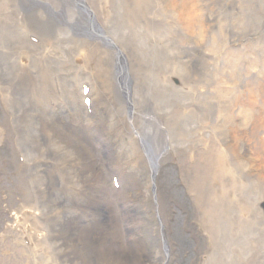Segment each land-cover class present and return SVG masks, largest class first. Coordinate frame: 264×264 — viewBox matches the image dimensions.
Returning <instances> with one entry per match:
<instances>
[{
    "label": "bare ground",
    "instance_id": "obj_1",
    "mask_svg": "<svg viewBox=\"0 0 264 264\" xmlns=\"http://www.w3.org/2000/svg\"><path fill=\"white\" fill-rule=\"evenodd\" d=\"M190 1L186 14L188 25L196 35L195 13H192ZM245 1L249 7L264 3V0ZM97 3L98 0L0 2V97L5 106L0 130L4 129L12 143L16 181L10 187L18 191L19 197L9 201L13 211H17L15 214L2 213L1 210L6 211L8 207L0 205L1 220L6 225L2 230L16 233L21 238V234L26 235L31 229L27 222H24L25 231L21 229V218H33L35 235L52 246L49 252H44L42 246L46 264H170V243L165 232L167 218L158 194V175L161 163L173 155L175 134L187 137L186 127L183 130L186 121L189 123V107L184 108L183 103L187 95L180 88L155 94L150 89L151 83L147 91H137V84L134 86L135 60L126 57L127 46L122 47L118 41L120 36L116 39L114 23L110 27V22L106 24L97 15ZM219 6L216 8L219 11L232 9L228 5ZM110 10L106 8V13H114ZM22 27L42 32L64 46L55 48L54 43L50 48L31 49L33 44L26 40L20 30ZM245 28L236 34L243 33L246 38L247 32L254 33L256 29L251 23ZM72 33L85 37V44H88L87 38L89 42L95 41L99 46L98 53L82 42L71 41ZM151 50L165 60L173 59L164 50ZM137 51L143 52L140 48ZM151 55V51L145 52L141 65L149 64ZM176 57L181 60L182 54ZM78 62L90 68V74L83 76L81 67H75ZM92 62L97 70L92 67ZM230 67L233 73L240 69L235 63ZM51 73L62 77L65 89L61 88L60 81L50 76ZM85 78H90L94 84L90 85V93L107 104L108 115L101 116L109 121V124L103 121L104 135L113 139L116 147V152L110 156L104 148L107 154L100 160V170L92 160L98 154L90 137H102L103 127L99 110L94 109L91 117L82 90L77 87L79 80ZM262 81L264 83V78ZM54 82H60V86ZM55 86L62 90L64 104L56 96ZM103 101L99 105L95 100L93 102L100 106ZM194 104V101L185 103L190 107H195ZM165 110L166 121L158 124L157 112L162 117ZM251 111L254 118L261 115ZM177 126L179 131L182 130L180 133L176 132ZM246 132L261 136L260 128ZM193 149H190L192 155L185 156L181 167L188 185L194 189L199 180L209 177L211 172L207 159L203 168L191 161L197 155V150ZM1 168L5 173L2 165ZM121 175L124 180L122 191L112 187L115 177L118 179ZM150 198H153L159 216L158 224L152 228L144 223L140 238L134 241L129 233L133 228L134 205ZM88 215L91 220L87 224L83 221ZM7 222H16L12 230L7 227ZM158 235L161 243L156 247ZM117 241L119 245L116 246Z\"/></svg>",
    "mask_w": 264,
    "mask_h": 264
},
{
    "label": "rangeland",
    "instance_id": "obj_2",
    "mask_svg": "<svg viewBox=\"0 0 264 264\" xmlns=\"http://www.w3.org/2000/svg\"><path fill=\"white\" fill-rule=\"evenodd\" d=\"M98 1L97 15L106 24L110 22V27L114 23L116 39L120 36L121 40H117L123 48L127 46L126 57L135 60L134 86L137 84V91H147L151 83L150 89L155 94L180 88L187 95L183 102L184 108L189 107V123L186 121V126L183 125L187 137L175 134L173 155L161 163L158 175V194L167 218L165 232L170 243V264H264V3L258 2L249 7L245 0ZM189 1L193 4L192 13H195L196 35L188 25L186 13ZM219 3L222 5H216ZM223 5L232 9H216ZM106 8L114 13L107 14ZM248 23L256 27L254 33L247 32L246 38L243 33L236 34L238 30H246ZM21 24L24 25L22 16ZM20 30L33 44H30L31 49L50 48L54 43L55 48L64 46L37 30L23 27ZM70 40L85 44L86 38L72 33ZM87 42L85 46L90 50H99L95 41L89 42L87 38ZM139 48L143 52H138ZM151 49L164 50L173 59L158 57ZM147 51L152 52L150 63L141 65V58ZM179 53L182 54L181 60L176 57ZM231 63L240 68L236 73L231 71ZM92 64L97 70L95 62ZM75 67H81L83 76L91 72L81 62ZM52 78L62 81L57 74ZM60 82L54 83L60 86ZM90 85L94 86L91 79L85 78L79 80L77 87L80 91L81 88L91 91ZM116 86L119 88L120 84L117 82ZM61 88L65 89L63 82ZM56 91V96L64 104L62 90L56 88ZM87 100L91 103L95 100L97 105L103 101L91 93ZM190 101L196 103L195 107L185 105ZM161 102L164 103L163 96ZM97 105L93 102L87 110L91 117L94 109L99 110V121L103 127L100 138L110 156L116 152V147L114 140L104 135V122L109 124V121L101 117L102 114L108 115L107 104L103 101L102 105ZM4 107L0 97L1 119ZM251 110L261 115L257 114L254 118ZM165 112L162 117L157 112L155 118L158 124L165 123ZM162 127H166L165 124ZM55 128L59 131L60 127L56 125ZM251 128H260L261 136L256 132H246ZM175 129L177 133L182 131L178 126ZM6 135L4 129L0 130V205L8 207L6 211L1 210L2 213L12 214L14 211L9 201L17 197L18 191L10 187L15 184L16 176L12 143ZM90 139L98 154L92 160L100 170L104 154L95 137ZM191 148L195 152L197 150L191 161L203 168L207 159L211 172L209 177L200 179L194 189L188 185L181 167L185 156L192 155ZM1 165L5 166V173H2ZM119 180L120 185L112 187L122 191V175ZM134 208L133 228L129 233L136 241L141 236L144 223L154 228L159 218L153 198L134 205ZM90 220L88 215L83 222L88 224ZM33 221L31 217L21 218V229L25 231L24 222L29 223L31 229L30 233L21 234L20 238L16 233L2 230L6 225L0 214V264H46L42 246L44 252H49L52 246L49 242H41L35 235ZM15 224L7 222V227L11 229ZM117 242L116 246L119 245ZM160 243L158 235L156 246Z\"/></svg>",
    "mask_w": 264,
    "mask_h": 264
}]
</instances>
